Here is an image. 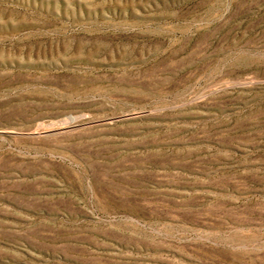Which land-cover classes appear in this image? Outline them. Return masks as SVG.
Masks as SVG:
<instances>
[{
    "label": "rangeland",
    "instance_id": "rangeland-1",
    "mask_svg": "<svg viewBox=\"0 0 264 264\" xmlns=\"http://www.w3.org/2000/svg\"><path fill=\"white\" fill-rule=\"evenodd\" d=\"M0 264H264V0H0Z\"/></svg>",
    "mask_w": 264,
    "mask_h": 264
}]
</instances>
